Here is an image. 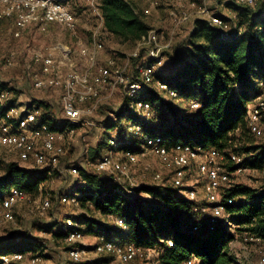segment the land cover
I'll list each match as a JSON object with an SVG mask.
<instances>
[{
	"label": "trees",
	"instance_id": "trees-1",
	"mask_svg": "<svg viewBox=\"0 0 264 264\" xmlns=\"http://www.w3.org/2000/svg\"><path fill=\"white\" fill-rule=\"evenodd\" d=\"M80 1L71 0L69 4L77 16L81 12L77 7ZM99 1L109 35L137 43L152 28L145 12L133 2ZM226 6L235 13L234 30L229 36L223 37L208 20L196 18L191 32L176 44L169 55L171 69L158 71L155 75L156 79L177 91L179 98L199 99L200 107L191 108L188 104L183 107L179 101L165 98L163 91L155 85L145 84L143 98L152 104V115L135 116L125 96L104 126V130H115L116 136L105 134L101 144L87 148L88 157L92 160L90 166L72 164L78 167L80 179L58 196V204L60 207L75 205L61 202L64 194L75 195L80 212L64 213L60 218L39 226L40 231L50 235L52 242L63 243L66 253L69 244L65 237L70 229L66 226L67 218L79 222L80 229L87 235L103 234L122 242L154 248L158 254L147 264H189L190 261L192 264H248L233 251L232 242L254 236L264 243V141L255 139L248 121L253 102L262 93L260 82L264 81V0H258L254 5L227 0ZM8 28L12 29V22L0 20V29ZM68 32L70 38L73 37V32ZM141 59L142 55L132 58L135 70L131 74L132 79L138 78L136 66ZM14 72L16 75L17 70ZM4 91L9 92V96L0 100V120L9 122L13 118H9L7 113L15 105L19 92L10 87L7 80H0V94ZM56 91L61 103L60 91ZM33 107L40 111L38 120L51 129L63 130L69 125L64 116L56 115L53 104L48 101L38 99L28 109ZM133 125H140L142 133H134ZM144 136L159 138L160 143L169 148L220 149L227 156L224 167L229 176L243 165L259 171L262 181L258 187L237 183L223 192L220 188L225 211L216 219L206 196L205 199L188 198L186 192L190 187L175 185L172 175L163 176L160 183L140 182L136 188L138 195L130 196L126 193V188H130L128 179L119 172L110 174L100 170L98 163L109 149L111 138L120 142L116 151L122 155L142 152ZM126 137L129 139L127 142ZM104 146L107 148L105 151ZM231 151L243 156L241 164L229 159ZM2 154L0 199L12 188L23 190L27 196L37 195L49 174H53L51 166L26 167L20 160L6 161ZM174 171L175 167L172 174ZM57 173L54 171V175ZM204 182L198 183L203 190ZM141 193L152 195L158 204L148 203L139 196ZM229 199L233 201L228 203ZM53 208L52 202L50 210ZM115 218L121 219L125 227L118 226ZM43 244L44 240L29 230H14L4 242H0V254L35 252Z\"/></svg>",
	"mask_w": 264,
	"mask_h": 264
},
{
	"label": "built area",
	"instance_id": "built-area-1",
	"mask_svg": "<svg viewBox=\"0 0 264 264\" xmlns=\"http://www.w3.org/2000/svg\"><path fill=\"white\" fill-rule=\"evenodd\" d=\"M89 9L94 15L97 25L92 34V43L84 47L80 52V61L85 62L82 67L74 56L73 50L65 44L57 43L48 54L35 51V62L42 64L41 69L34 73L33 84L36 89L53 88L60 91L61 107L68 126L63 130H53L48 124L38 120L40 111L33 108L17 107L15 105L8 111L7 116L13 118L6 122L0 120V154L14 152L18 159L29 167H56L60 164L62 156L66 155L65 148L67 138L73 135L80 125H85L83 119L85 109L83 105L91 99L99 98L103 90H116L123 87L129 99L130 106L137 110L141 117L152 115V104L143 98L144 86L153 84L163 91L165 96L183 101L177 91L167 83L156 79V73L162 69L166 62L165 51L172 45L170 42L161 43V33L151 28L136 43L134 52L126 58V64L120 63V58L108 57L104 63L99 62L98 54L103 48V34H108L105 29V16L99 0H88ZM258 0H235L245 5H254ZM71 0H0V20L8 19L12 22V35L15 39L22 37L23 33L32 26H37L41 31H46L52 24L61 25L75 32L78 16L70 9ZM188 0H177V11H171L173 21L176 24L191 19L192 13L185 9ZM199 18L208 20L211 26L217 28L223 37L229 36L233 30V18L214 13L209 14L206 6L199 7L196 11ZM143 52L147 57L143 56ZM142 55L136 69L138 78L132 79L128 73L131 58ZM16 64V52L11 51L5 58V67L11 68ZM262 93L252 104L249 112V125L252 133L264 137V81L260 82ZM9 96V92L0 94V100ZM186 103L191 108L200 107L199 99H187ZM89 123V122H87ZM132 130L136 134L142 133L140 125H133ZM126 142L129 140L125 138ZM144 150L140 153L120 154L116 151L120 142L117 139L109 140V149L98 163V168L110 174L120 173L130 181V192L134 193L139 184H134L130 179L129 167L137 164L148 153L156 154L164 164H172L175 171L172 181L177 186L184 185V178L191 165L196 164L198 172L204 182V192L207 201L212 204L214 219L223 215L225 206L222 203L220 188L222 183L230 180L229 171L224 167L227 159L225 153L217 148H192L191 146L167 147L160 143L159 138L144 136ZM229 159L235 164H241L243 156L233 151L229 153ZM252 169L241 166L237 171ZM67 172L72 175L80 173L76 165L67 167ZM256 170V169H252ZM157 182H163V174L155 172L153 176ZM135 185V186H132ZM196 186L188 189L186 195L190 199L196 198ZM27 194L19 189H10L0 199V230L4 223L16 220L15 209L26 199ZM233 200L229 199L228 203ZM61 202L65 204H79L77 196L64 194ZM52 207L50 197L45 196L36 206V212L44 216ZM203 210H206L204 208ZM118 226L125 227L119 218L114 219ZM67 230L65 242L69 244L67 258L70 264H111L107 258L114 257L124 264H142V261L152 260L157 254L154 248H144L131 242H122L116 237L96 235V241L92 244H82L86 234L80 229V223L72 218L66 219ZM246 240L260 241L259 237L249 236ZM170 245L173 242L170 241ZM90 253L95 258L89 257ZM29 260L31 264H43L44 257L38 251L14 252L0 254V264L24 263ZM98 262V263H97ZM189 264H192L190 261ZM258 264H264V251L261 252Z\"/></svg>",
	"mask_w": 264,
	"mask_h": 264
},
{
	"label": "rangeland",
	"instance_id": "rangeland-1",
	"mask_svg": "<svg viewBox=\"0 0 264 264\" xmlns=\"http://www.w3.org/2000/svg\"><path fill=\"white\" fill-rule=\"evenodd\" d=\"M133 2L138 8L148 9L145 12L146 18L151 24L153 29L161 33V43L165 44L170 42L172 47L165 51L166 62L159 72H166L171 69L168 61L170 53L178 42L182 41L191 32L193 26L192 20L176 24L173 21L171 11H177V0H129ZM227 0H188L185 9L189 12L197 14L196 11L199 7L206 6L209 14L221 13L229 14L224 8ZM81 12L78 14L77 29L73 32V37L70 38L67 28L61 25H51L48 30L41 31L37 26H32L27 29L21 38L15 39L8 28L7 30L0 29V80H7L10 87L16 89L19 93L17 95V107L28 108L34 101L43 99L53 104L56 115L63 117L59 93L53 88L36 89L33 84V76L38 72L42 64L35 62L33 54L35 51H40L43 54H48L52 47L57 43L68 45L78 59L79 64L84 67L85 62L80 61V52L92 43V34L96 28L97 22L89 10V1L81 0L77 4ZM233 15V14H229ZM191 16V17H192ZM103 56L99 57V62L104 63L110 56L119 57L121 64H126V58L136 49V43L130 40H124L120 37L103 34ZM16 52V64L11 68L5 67V58L11 52ZM143 56L147 54L143 52ZM39 63V64H38ZM128 73H135L132 67V58L130 60ZM17 70L18 76L14 75ZM51 95V97H50ZM49 96V97H48ZM126 96L124 88L121 86L116 90H103L99 98L91 99L83 105L85 114L83 119L87 122L85 125H80L76 132L69 136L66 141L65 148L66 155L61 158L60 164L52 167L53 174H49V178L42 184V189L37 195L28 196L27 199L15 209L16 220L14 222L4 223L0 230V242L14 230H29L34 236L42 238L44 244L38 248V252L43 254V264H70L65 252V245L63 243H54L50 239V235L40 231V224H47L54 221L56 218L64 213H78L80 212L79 205L59 206L58 196L68 191L74 183L80 179L81 173L78 175H69L67 167L72 164H82V166H90L92 160L88 157L89 152L87 148H94L101 144L103 136L110 135L116 136V131L108 129L104 130L109 118L113 117L112 111L117 110ZM168 98V96H165ZM186 102V100H184ZM178 103V102H177ZM180 105L187 107V103L179 101ZM255 101L253 102V104ZM135 116H140L137 110H134ZM258 142H263L264 137L255 136ZM108 142V138L106 139ZM104 150L107 149L105 146ZM6 161L17 160V155L14 152H4L2 154ZM22 165H24L23 162ZM173 165L164 164L161 162L159 156L156 154L148 153L144 160H140L137 164L129 167V177L134 184L146 182L150 184L157 183L153 176L155 172H161L163 176L170 177L172 175ZM54 171L58 173L54 175ZM2 169L0 167V173ZM125 179L126 178L125 176ZM203 178L198 172L196 164H193L187 170L184 179V185L193 188L197 186L196 198L205 199V192L202 186L198 183L202 182ZM129 181V180H128ZM262 181V174L257 170L244 169L242 171H235L231 173L230 180L221 185L222 192L227 190L232 184L243 183L253 187H258ZM130 182V181H129ZM130 184V183H129ZM132 184V186H135ZM130 190V188H126ZM130 196H137L136 191L130 192ZM45 196L52 199L54 208L49 210L46 215L40 216L36 212V206ZM139 196L143 197L148 203L158 204V200L148 193H141ZM187 196V195H186ZM188 197V196H187ZM189 198V197H188ZM110 222L111 219L109 220ZM44 226V225H43ZM96 241L95 235H87L82 241V244H92ZM233 251L237 256L243 258L248 264H258V260L262 251H264V243L259 241H250L241 239L232 242ZM89 257L95 258L94 253H90ZM111 264H124L114 257H109ZM152 260L142 261L143 264L152 262ZM98 263V262H97ZM22 264H31L29 260ZM92 264H96L92 263Z\"/></svg>",
	"mask_w": 264,
	"mask_h": 264
},
{
	"label": "crops",
	"instance_id": "crops-1",
	"mask_svg": "<svg viewBox=\"0 0 264 264\" xmlns=\"http://www.w3.org/2000/svg\"><path fill=\"white\" fill-rule=\"evenodd\" d=\"M224 8L228 11L229 14H233V15L235 14L234 11H233L230 7L225 6ZM140 9H141V8H140ZM89 10H90V9H89ZM141 10H143V9H141ZM143 11L149 13V10H148V9H144ZM221 13H222V12H221ZM229 14H226V16H227V17H231L232 15H229ZM224 15H225V14H224ZM196 18H198V15H197V14H194V15L191 17V20H192V24H191V25H192V26H193V24H194V20H195ZM10 31H11V30H10ZM11 33H12V32H11ZM99 57H100V58L105 57V56H103V52H102V51L99 52V54H98V58H99ZM48 97H49V96H48ZM50 97H51V95H50ZM183 103H186V102L183 100ZM103 150H104V148H103ZM105 150H106V149H105ZM105 150H104V151H105ZM143 160H144V159H143ZM24 165H25L26 167H29V166H28L27 164H25V163H24Z\"/></svg>",
	"mask_w": 264,
	"mask_h": 264
}]
</instances>
